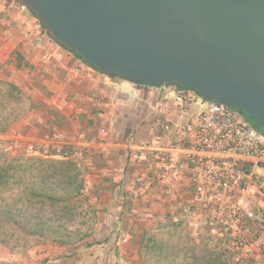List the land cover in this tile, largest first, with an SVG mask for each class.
<instances>
[{
    "label": "crops",
    "instance_id": "obj_1",
    "mask_svg": "<svg viewBox=\"0 0 264 264\" xmlns=\"http://www.w3.org/2000/svg\"><path fill=\"white\" fill-rule=\"evenodd\" d=\"M43 33L28 8L0 0V84L10 88L16 104L29 107L23 119L0 133V143L72 153L69 160L82 169L91 192L95 220L83 240L38 255L31 251L17 263L55 264L60 256L58 264H141L147 222H161L187 203L195 173L185 164L177 182L153 179L138 147L176 144L203 100L169 86L110 78L50 38L39 45ZM163 125L170 126L168 133ZM245 204L264 208V194L251 193ZM261 239L264 243V233ZM259 261L264 264V253Z\"/></svg>",
    "mask_w": 264,
    "mask_h": 264
},
{
    "label": "water",
    "instance_id": "obj_2",
    "mask_svg": "<svg viewBox=\"0 0 264 264\" xmlns=\"http://www.w3.org/2000/svg\"><path fill=\"white\" fill-rule=\"evenodd\" d=\"M94 70L236 106L264 125V0H15Z\"/></svg>",
    "mask_w": 264,
    "mask_h": 264
},
{
    "label": "built area",
    "instance_id": "obj_3",
    "mask_svg": "<svg viewBox=\"0 0 264 264\" xmlns=\"http://www.w3.org/2000/svg\"><path fill=\"white\" fill-rule=\"evenodd\" d=\"M46 39L43 33L38 44L43 46ZM178 91L185 97L198 95ZM203 105L176 144L139 145V157L153 179L167 183L181 179L185 164L193 168V194L182 214L189 219L197 242L204 236L212 248H224L237 258L257 257L263 246L264 208L252 209L245 200L251 193L264 194V173L260 172L264 165V133L228 105L214 101H203ZM162 129L168 133L171 128L163 125ZM14 149L9 143L4 150ZM36 151L34 144L25 146L27 155ZM72 157L70 152L52 156L57 160Z\"/></svg>",
    "mask_w": 264,
    "mask_h": 264
},
{
    "label": "rangeland",
    "instance_id": "obj_4",
    "mask_svg": "<svg viewBox=\"0 0 264 264\" xmlns=\"http://www.w3.org/2000/svg\"><path fill=\"white\" fill-rule=\"evenodd\" d=\"M9 91L10 88L7 85L0 84V133H4L8 129L14 127L16 122L23 119V117H25L29 112V107L25 104H16V101L12 98ZM232 108L249 123L264 132V125L259 124V122L254 119H251L246 112L241 111L238 107L233 106ZM5 145V143H0V165L24 159L27 155L25 153V146L23 145L16 146L17 149L12 150L11 152H6L4 150ZM35 147L37 151L43 153L42 157L39 155V157L36 158L57 160L52 158V156H55L53 153V151H55L54 149L48 150L42 145L41 147L39 145H35ZM84 186L83 197L79 199L80 202L78 204L80 215L76 214V217L71 219V221L68 220V217L63 221L64 228L62 229V232L65 233V231H68L71 233L70 242L66 244L76 243L83 240L81 237L88 233V231L93 227L95 219L91 214V192L89 191V187L86 182L84 183ZM63 194L64 193L62 191L58 192V196ZM1 195L9 198L10 201L14 199L13 202L21 196H25L21 193V189L19 188H16L13 193L2 192L0 190V196ZM74 200L76 201V199ZM131 205L133 204L130 201L128 205L129 210H131ZM118 206H121V204ZM185 206L186 204L176 205V209H174V212L171 215L172 217L170 216L165 218L161 222L150 220L147 222L148 225L146 226H148L150 233H147L144 245L146 246L148 238L153 237L161 244V247L163 246V250L161 252L156 249L146 250L143 248L141 251V264H192L194 259H199L200 262L201 259L207 256L210 251L221 255L225 260V264H261L259 263V260L260 254L264 253L263 241L262 249L257 251L259 254L257 257H247L243 255L242 257L244 258H237L224 248H212L204 236H202L199 239L200 241L197 242L193 236L191 228H189V219L182 214V210ZM42 212L45 214L47 213L48 215H53L55 212H58V209L57 207L48 205L45 206ZM135 224L142 225L144 223H138L135 221ZM34 229L35 227L28 223L26 219H20V223H16L12 220L0 226V264H19L16 259L23 260L25 256L30 255L31 251L37 250L38 255L41 251H45L47 247H58L62 245L53 242L55 235L51 233L46 234L44 237L30 235L29 232ZM223 250L224 253L222 252ZM59 258L60 256L55 258V264H58L57 260Z\"/></svg>",
    "mask_w": 264,
    "mask_h": 264
},
{
    "label": "trees",
    "instance_id": "obj_5",
    "mask_svg": "<svg viewBox=\"0 0 264 264\" xmlns=\"http://www.w3.org/2000/svg\"><path fill=\"white\" fill-rule=\"evenodd\" d=\"M53 153L58 155L64 152L55 150ZM39 155L42 157L43 153L36 151L34 155H26L24 159L0 165V190L13 193L19 188L25 195L15 202L4 195L0 196V226L12 220L20 223V219H26L35 227L29 232L30 235L44 237L51 233L55 235L53 242L66 244L70 242L71 233L62 232L63 221L67 217L71 221L76 214L80 215L78 204L85 187L84 173L78 164L71 160L36 158ZM59 191L64 194L58 196ZM48 205L57 207L58 212L53 215L43 213L42 210ZM87 236L88 233L81 239ZM146 237L147 233L143 238V248L162 252L163 246L161 247L153 237L148 238L145 246ZM192 264H225V260L221 255L210 251L200 262L199 259H194Z\"/></svg>",
    "mask_w": 264,
    "mask_h": 264
}]
</instances>
